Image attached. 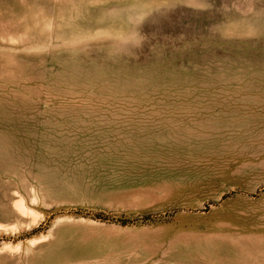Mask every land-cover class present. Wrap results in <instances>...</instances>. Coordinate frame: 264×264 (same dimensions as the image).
<instances>
[{
    "label": "rangeland",
    "instance_id": "rangeland-1",
    "mask_svg": "<svg viewBox=\"0 0 264 264\" xmlns=\"http://www.w3.org/2000/svg\"><path fill=\"white\" fill-rule=\"evenodd\" d=\"M0 264H264V0H0Z\"/></svg>",
    "mask_w": 264,
    "mask_h": 264
}]
</instances>
